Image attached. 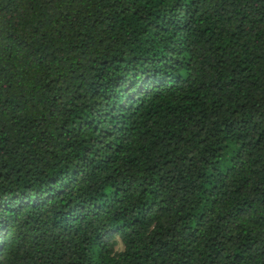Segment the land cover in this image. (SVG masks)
<instances>
[{
    "label": "trees",
    "instance_id": "16d2710c",
    "mask_svg": "<svg viewBox=\"0 0 264 264\" xmlns=\"http://www.w3.org/2000/svg\"><path fill=\"white\" fill-rule=\"evenodd\" d=\"M0 264H264V0H0Z\"/></svg>",
    "mask_w": 264,
    "mask_h": 264
},
{
    "label": "rangeland",
    "instance_id": "374dc122",
    "mask_svg": "<svg viewBox=\"0 0 264 264\" xmlns=\"http://www.w3.org/2000/svg\"><path fill=\"white\" fill-rule=\"evenodd\" d=\"M111 242L114 243L115 252H119L124 249V245L118 235H114Z\"/></svg>",
    "mask_w": 264,
    "mask_h": 264
}]
</instances>
